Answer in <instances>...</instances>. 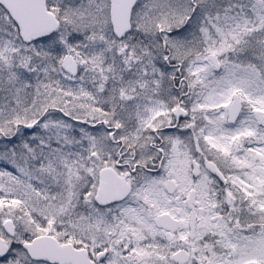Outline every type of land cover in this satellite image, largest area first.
<instances>
[{
	"label": "snow or ice",
	"instance_id": "1",
	"mask_svg": "<svg viewBox=\"0 0 264 264\" xmlns=\"http://www.w3.org/2000/svg\"><path fill=\"white\" fill-rule=\"evenodd\" d=\"M0 264H264V0H0Z\"/></svg>",
	"mask_w": 264,
	"mask_h": 264
}]
</instances>
